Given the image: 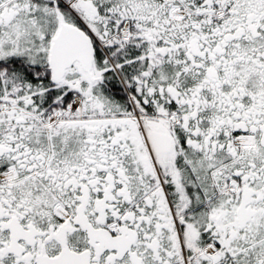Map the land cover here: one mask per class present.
<instances>
[{
	"label": "snow or ice",
	"instance_id": "6c2138e0",
	"mask_svg": "<svg viewBox=\"0 0 264 264\" xmlns=\"http://www.w3.org/2000/svg\"><path fill=\"white\" fill-rule=\"evenodd\" d=\"M0 264H264V0H0Z\"/></svg>",
	"mask_w": 264,
	"mask_h": 264
}]
</instances>
